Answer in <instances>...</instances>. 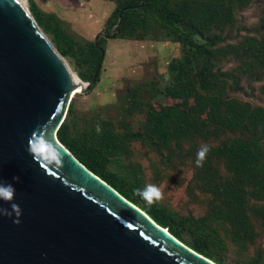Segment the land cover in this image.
I'll list each match as a JSON object with an SVG mask.
<instances>
[{
	"label": "trees",
	"instance_id": "16d2710c",
	"mask_svg": "<svg viewBox=\"0 0 264 264\" xmlns=\"http://www.w3.org/2000/svg\"><path fill=\"white\" fill-rule=\"evenodd\" d=\"M106 1L115 7L96 42L29 0L83 81L100 68L90 91L110 39L169 41L180 55L168 80L152 60L113 102L83 110L77 93L58 139L198 253L217 264H264V0ZM202 144L210 151L197 167ZM147 184L163 193L151 205L134 192Z\"/></svg>",
	"mask_w": 264,
	"mask_h": 264
},
{
	"label": "water",
	"instance_id": "95a60500",
	"mask_svg": "<svg viewBox=\"0 0 264 264\" xmlns=\"http://www.w3.org/2000/svg\"><path fill=\"white\" fill-rule=\"evenodd\" d=\"M99 70L83 81L29 6L0 0V186L15 189L11 200L0 197V264H217L58 139L73 97Z\"/></svg>",
	"mask_w": 264,
	"mask_h": 264
},
{
	"label": "rangeland",
	"instance_id": "374dc122",
	"mask_svg": "<svg viewBox=\"0 0 264 264\" xmlns=\"http://www.w3.org/2000/svg\"><path fill=\"white\" fill-rule=\"evenodd\" d=\"M35 1L42 9L59 14L72 24L74 30L90 39L96 38L102 32L105 20L115 7L114 2L106 0ZM26 2L29 6V0ZM179 55V45L169 41L110 39L102 80L93 91L90 89L80 93L77 98L78 106L87 110L115 101L116 94L123 90L125 79L142 76L145 73V64L152 60L157 61L159 71L168 80V64L173 57ZM66 60L74 70L69 59ZM174 188L175 194H178L180 188Z\"/></svg>",
	"mask_w": 264,
	"mask_h": 264
},
{
	"label": "clouds",
	"instance_id": "9594fccd",
	"mask_svg": "<svg viewBox=\"0 0 264 264\" xmlns=\"http://www.w3.org/2000/svg\"><path fill=\"white\" fill-rule=\"evenodd\" d=\"M101 129L99 125H97V132H99ZM29 152L34 156V159L37 158L36 149L33 146V138H30L29 140ZM210 151V146L208 144H202L200 148L197 151L196 154V166L197 167H203L204 161L206 159L207 154ZM15 179H19L18 177H14ZM15 189L13 186L8 185L7 187L0 186V197H3L4 200H11L14 196ZM135 194L140 196L148 205H151L159 200L162 199L163 193L161 189L152 184H147L144 186L143 189H135ZM12 208L17 211V214H19V208L18 205L13 204ZM15 223H20L19 220L15 221Z\"/></svg>",
	"mask_w": 264,
	"mask_h": 264
},
{
	"label": "bare ground",
	"instance_id": "6f19581e",
	"mask_svg": "<svg viewBox=\"0 0 264 264\" xmlns=\"http://www.w3.org/2000/svg\"><path fill=\"white\" fill-rule=\"evenodd\" d=\"M20 1L22 2V4H23L24 6H28L26 0H20ZM75 75H76V74H75ZM76 77H77V75H76ZM77 78H78V77H77Z\"/></svg>",
	"mask_w": 264,
	"mask_h": 264
}]
</instances>
